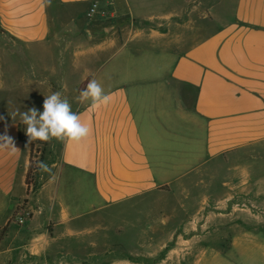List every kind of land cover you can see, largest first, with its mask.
I'll list each match as a JSON object with an SVG mask.
<instances>
[{
  "label": "crops",
  "instance_id": "0c3cea01",
  "mask_svg": "<svg viewBox=\"0 0 264 264\" xmlns=\"http://www.w3.org/2000/svg\"><path fill=\"white\" fill-rule=\"evenodd\" d=\"M199 4L140 15L133 0H0V95L40 98L52 79L60 95H78L71 110L89 129L48 140L38 165L49 170L37 168L27 193L29 137L19 117L0 112V137L13 142L0 139L4 264H264L255 258L264 247L253 246L264 230L249 229L264 223V0H233L231 18L213 27L214 12ZM65 62L75 72L48 67ZM92 79L108 104L80 102ZM166 200V243L150 234L147 246L110 259L105 224L118 217L139 229L128 209L141 215ZM148 222L154 234L157 218ZM207 235L228 245H186Z\"/></svg>",
  "mask_w": 264,
  "mask_h": 264
},
{
  "label": "rangeland",
  "instance_id": "374dc122",
  "mask_svg": "<svg viewBox=\"0 0 264 264\" xmlns=\"http://www.w3.org/2000/svg\"><path fill=\"white\" fill-rule=\"evenodd\" d=\"M201 4H199V8H204L205 11L209 12L211 15L212 13L215 15V21L210 23V26L213 27L216 24H221L224 21L227 20V18H231L230 16L232 15V4H233V0H222V2L220 1V3H218V0H200ZM153 2H157L158 4H154V6L152 5ZM198 2V0H190V4H196ZM215 2V4H214ZM217 3V5H216ZM191 5H187L186 0H172V1H167V3H163L160 0H133V6L135 7V10L137 11L138 14L143 15V14H149V13H154V14H160L163 12H169V11H176V10H182L185 9L187 10L188 8H191ZM214 5V6H212ZM220 8H222L220 11ZM90 7L88 8V11L86 12V17L90 18L92 16H95L98 12L93 11L92 14H90ZM218 10V11H217ZM75 30H70L68 29V34H67V39L68 41H72L73 43L76 41L75 38V34H74ZM95 44V43H94ZM116 59V57H114V59L112 60V62ZM12 60H17V61H22L21 57H17L14 56L12 58ZM111 62V63H112ZM44 63H41V68L43 69ZM48 63V62H47ZM46 65H49L47 64ZM55 63H51V65H49L48 67H53L55 66L57 70L61 69V74H64L67 72V75L75 71H72V69H70L68 62L63 63L62 67H60L59 65H53ZM18 66V65H17ZM19 70V69H18ZM17 69L15 70L18 71ZM36 69L35 71L37 72ZM53 70V69H51ZM30 71V70H29ZM42 72V71H41ZM40 72V73H41ZM77 73V72H76ZM47 83H52V85L54 84L53 89H49V92H47L44 96H41L40 98L37 95H22V94H14V95H9V96H3L0 95V112H9L10 111V116L13 118H17L19 117V119H21L22 121V116L21 114L24 112H27L28 109L30 108H36L38 110H41V106H43V103L45 100L46 96H49L53 93H59V89H58V85L52 80H47ZM48 86V84H47ZM48 89V88H47ZM81 90V87L79 88V91ZM78 95H73V94H69V95H61L62 98L67 99V101L69 102V104L75 103L77 100ZM44 98V99H43ZM40 108V109H39ZM22 130L23 133H26L25 128L26 125H24L23 121H22ZM23 135V138H25V135ZM29 141V140H28ZM43 141L40 140H35V141H29L30 144V158H32V160H34L36 162V166H38V161H39V156L42 154V152L45 150V146L47 147V142L46 145H44L42 143ZM32 146V147H31ZM167 202L166 204H163L164 207H155L151 210H149L148 208H140L142 209V214H136L134 212H132L131 210L128 209V211L125 213V216L123 217H137L136 219H140V228L139 229H133L130 227H125V224L122 222V220L118 217H114L113 219H110L109 222H107L105 225L108 228L109 227V231H107V235L104 237L103 241L106 243V245H108V249H106V251L109 253L108 257L110 259H115L117 257H123V252H131L134 251L133 249L136 248L138 249L139 246L144 247L147 246L149 243V239H150V234L151 236H154V240L152 241L153 244H156L158 241H164L166 243V235L168 234V230H171V227L173 226V224H163V223H159V220L161 219V211L165 210L166 208H171V205H173L174 203H170L168 200L164 201L163 203ZM162 202H159L158 205L161 206ZM113 211L115 212V214H117L118 211L121 210V208L119 207H115L112 208ZM120 209V210H119ZM145 209V210H144ZM213 209L211 206H209L208 204L205 205L204 207L200 208V213L202 214H207V211ZM192 210H195V208H190V212L192 213ZM258 211H262V214H264V208H257ZM253 213L256 214L255 211H253ZM150 215V216H149ZM95 218L96 215L94 214ZM157 218L158 223L154 224L155 225V233L152 234L151 232H149V230L147 229V226L150 224V222H148V220H151L153 218ZM179 217L181 219L184 220H188V217L182 218L183 215L180 213ZM121 223L122 227H124V229L121 232H117L115 230V227H117V225L119 226ZM201 229L204 232H209L212 230V227H209L210 225H206L204 224V222H202L200 224ZM20 226H24V225H20ZM16 225H13V228H15ZM249 229L252 230H264V223H253V224H249ZM93 230V234H99L100 231L98 230V228H96V226H94ZM223 231V228L220 229ZM215 233V231H214ZM212 233V234H214ZM219 233H224V232H219ZM219 233H215V235L219 234ZM210 235H207L204 239H201L199 241L195 240V241H189L188 243H186V245L189 246H198V247H207V248H215V247H219V245H228V241L227 239H221L220 238H210ZM95 237V236H94ZM163 239V240H162ZM259 244H254L253 246L255 247H264V239H258L257 240ZM99 250V249H98ZM264 252H262L260 250V253L257 254L255 256V258L257 259H261L262 263H264ZM9 257L10 254L4 252L3 254H0V264H4V260L6 259V257ZM11 256H13L14 260L18 261V256L15 253H12ZM126 257H130V256H126ZM160 257H165L164 255H158V256H154V257H148V258H142V261H148V262H154L155 258L156 259H160ZM112 261V260H111Z\"/></svg>",
  "mask_w": 264,
  "mask_h": 264
},
{
  "label": "clouds",
  "instance_id": "9594fccd",
  "mask_svg": "<svg viewBox=\"0 0 264 264\" xmlns=\"http://www.w3.org/2000/svg\"><path fill=\"white\" fill-rule=\"evenodd\" d=\"M79 99L81 103L90 100L95 106L108 104L110 97L105 95L100 84L92 79L81 91ZM21 116L26 125L25 131L29 141L47 142L52 138L78 140L86 136L89 131L80 123L78 115L71 110V105L67 99L61 97L60 93H53L45 97L43 111L30 108ZM0 139H6L9 144H13L10 138L0 137ZM38 167L45 171L49 170L43 163H40Z\"/></svg>",
  "mask_w": 264,
  "mask_h": 264
},
{
  "label": "trees",
  "instance_id": "16d2710c",
  "mask_svg": "<svg viewBox=\"0 0 264 264\" xmlns=\"http://www.w3.org/2000/svg\"><path fill=\"white\" fill-rule=\"evenodd\" d=\"M42 143L44 145H46V142L43 141ZM37 168H38V166H36V162L34 160H32V158H30L29 165H28V169H27V172H26V177H25V183L27 185V193L29 191L30 184L35 179L36 172H37ZM33 188H35V185H34Z\"/></svg>",
  "mask_w": 264,
  "mask_h": 264
},
{
  "label": "built area",
  "instance_id": "2783aa9c",
  "mask_svg": "<svg viewBox=\"0 0 264 264\" xmlns=\"http://www.w3.org/2000/svg\"><path fill=\"white\" fill-rule=\"evenodd\" d=\"M25 215H27V213H21V214H18L15 218V220L18 222V223H23L25 221ZM29 215V214H28ZM27 217V216H26Z\"/></svg>",
  "mask_w": 264,
  "mask_h": 264
}]
</instances>
